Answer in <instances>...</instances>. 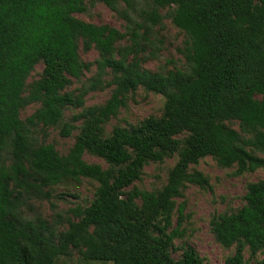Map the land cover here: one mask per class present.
Masks as SVG:
<instances>
[{"label": "trees", "instance_id": "1", "mask_svg": "<svg viewBox=\"0 0 264 264\" xmlns=\"http://www.w3.org/2000/svg\"><path fill=\"white\" fill-rule=\"evenodd\" d=\"M90 2L116 11L124 29L75 17L86 10L84 0H0V264H55L71 249L85 261L111 264H203L190 246L171 255L183 235L182 203L171 228L175 198L187 184L208 186L193 167L205 157L235 174L264 168V0H146L136 15L133 0ZM161 9L187 37L182 68L142 67ZM122 40L129 44L120 46ZM79 49H95L98 57L95 73L74 94L66 88L91 65ZM37 63L42 69L27 83ZM104 85L113 88L103 104L73 115L79 125L64 120L67 107H82L87 92ZM138 87L164 98L161 115L106 134V122ZM32 103L39 106L21 119ZM38 125L59 127L62 137L78 133L60 154L39 142ZM85 152L107 166L86 162ZM174 155L160 189L128 188L146 163ZM81 178L96 183L94 199L70 209L75 220L65 230L23 215L30 199L48 197L46 188ZM243 200L210 221L214 239L235 248L224 264H244L245 249L264 252V179L249 182Z\"/></svg>", "mask_w": 264, "mask_h": 264}, {"label": "rangeland", "instance_id": "2", "mask_svg": "<svg viewBox=\"0 0 264 264\" xmlns=\"http://www.w3.org/2000/svg\"><path fill=\"white\" fill-rule=\"evenodd\" d=\"M86 10L82 13H74V16L86 22L97 25L107 24L118 30H123L125 21L116 11L111 10L102 2L92 4L90 0H84ZM146 0H133L131 13L137 14L140 10L146 9ZM118 8H124L119 4ZM163 18L155 25L147 35L146 50L142 53L145 60L142 67L149 70H170L175 67L182 68L184 57L181 49L187 40L186 35L174 26L166 14V9L160 10ZM129 44V41H120L119 45ZM81 59L90 63L88 70H85L79 78H73L66 91L77 94L83 85H87L88 79L95 73L94 60L98 57L95 49L82 51L79 49ZM42 69V64L37 63L27 78V83L36 79ZM110 76L105 75L103 82L109 80ZM113 85H104L102 88L90 90L83 98L82 107L69 106L64 110V120L73 121V115L92 106L103 104L110 96ZM124 106L120 107L118 113L111 117L104 125L106 134L110 133L113 126L130 127L137 125L149 116L158 117L163 111L164 98L160 94L145 91L138 87L134 92L127 94L124 99ZM38 103L25 106L20 111V118L25 119L37 107ZM79 125L80 121H73ZM231 126L238 130L236 122ZM78 130H73L68 137L59 134V127H42L38 125L34 129V135L43 143H52L60 154H66L74 142ZM83 159L88 163H99L103 167L107 164L98 157L87 152ZM177 156L165 158L161 162L149 161L140 173L139 179L135 180L130 187H137L143 190H158L167 180L169 169L176 162ZM194 169L200 171L208 180L207 187H200L197 184H187L182 190V197L175 198V209L171 217V228L177 225L178 204H183L182 220L180 229H183L182 237L173 241L171 255L178 258L182 249L192 247L197 255L202 258L203 264H224L227 256L234 253V246L222 247L215 239L210 230V221L218 213L229 212L243 203V195L246 185L249 182L264 179V168L252 172L235 174L234 167L221 168L211 157L201 159ZM96 183L87 178H81L78 182L64 181L60 184L46 188L49 192L47 198H32L22 207L23 215L29 219H40L55 229L57 232L65 230L68 221L75 220L70 209L79 205L86 206L94 199ZM264 258V252H257L251 255L248 249L244 251V264H258ZM55 264H111L110 262L85 261L80 253L71 249L69 255L60 256Z\"/></svg>", "mask_w": 264, "mask_h": 264}]
</instances>
